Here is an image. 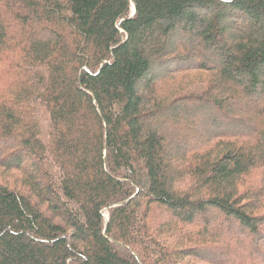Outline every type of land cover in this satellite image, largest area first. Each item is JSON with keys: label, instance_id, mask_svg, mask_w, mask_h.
<instances>
[{"label": "trees", "instance_id": "obj_1", "mask_svg": "<svg viewBox=\"0 0 264 264\" xmlns=\"http://www.w3.org/2000/svg\"><path fill=\"white\" fill-rule=\"evenodd\" d=\"M0 171V264H264V0H0Z\"/></svg>", "mask_w": 264, "mask_h": 264}, {"label": "rangeland", "instance_id": "obj_2", "mask_svg": "<svg viewBox=\"0 0 264 264\" xmlns=\"http://www.w3.org/2000/svg\"><path fill=\"white\" fill-rule=\"evenodd\" d=\"M4 179H9V180H11V181H15V179H16V175H14V174H5V176L4 175H2V173H1V171H0V182L2 181V180H4ZM242 237V240H246V241H248V237H244L243 238V236H241ZM258 242V241H257ZM259 242H260V240H259ZM198 264H204V263H202V262H200V263H198ZM209 264H211V263H209ZM250 264H254V262L252 261ZM256 264H260V263H256ZM263 264V263H262Z\"/></svg>", "mask_w": 264, "mask_h": 264}, {"label": "water", "instance_id": "obj_3", "mask_svg": "<svg viewBox=\"0 0 264 264\" xmlns=\"http://www.w3.org/2000/svg\"><path fill=\"white\" fill-rule=\"evenodd\" d=\"M135 14V11H134V13H133V15Z\"/></svg>", "mask_w": 264, "mask_h": 264}]
</instances>
